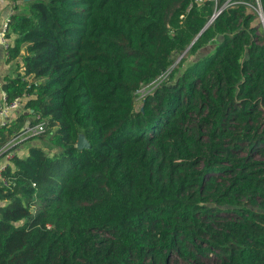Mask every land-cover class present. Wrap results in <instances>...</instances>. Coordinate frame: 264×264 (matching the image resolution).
<instances>
[{
    "label": "trees",
    "instance_id": "1",
    "mask_svg": "<svg viewBox=\"0 0 264 264\" xmlns=\"http://www.w3.org/2000/svg\"><path fill=\"white\" fill-rule=\"evenodd\" d=\"M223 1L27 0L9 16L21 73L2 88L24 111L0 148L43 131L0 171V264H264V34L256 0Z\"/></svg>",
    "mask_w": 264,
    "mask_h": 264
},
{
    "label": "crops",
    "instance_id": "2",
    "mask_svg": "<svg viewBox=\"0 0 264 264\" xmlns=\"http://www.w3.org/2000/svg\"><path fill=\"white\" fill-rule=\"evenodd\" d=\"M27 0H0V26L5 17H9L13 13L17 12H26L25 9V2ZM8 34V41L7 43H12V40L14 38V34L9 33V28L6 32ZM23 47V46H22ZM22 49V48H21ZM7 51L3 45L0 44V80H3L5 77H12L15 73H21V69H17L16 62H19V59L15 60H9L7 57ZM2 102V98L0 96V104ZM24 109L22 107V103H20L19 107L17 109L9 110L5 114L0 115V127H2L3 124L7 125L13 121V119L19 115L20 113H23ZM26 124V121L24 122V125ZM35 140H25L18 146L17 153L20 156H24L26 154V147L29 144H33ZM37 141V140H36ZM15 149V148H14ZM24 149V152L22 151ZM1 162V159H0ZM9 163V162H8Z\"/></svg>",
    "mask_w": 264,
    "mask_h": 264
},
{
    "label": "built area",
    "instance_id": "3",
    "mask_svg": "<svg viewBox=\"0 0 264 264\" xmlns=\"http://www.w3.org/2000/svg\"><path fill=\"white\" fill-rule=\"evenodd\" d=\"M195 2H200L202 0H194ZM256 6L259 8L258 1L256 0ZM260 10L258 11V17L261 22L263 21L262 15H259ZM9 17H5L0 26V44L3 45L7 51V39L5 38L6 32L8 30ZM0 96L2 102L0 104V115L5 114L9 110L17 109L21 103V99L18 96L13 97L10 100L6 99V93L2 88V80H0ZM43 131L42 123L38 122L33 125H25L21 128V132L9 139L1 148H0V171L8 164L11 157L15 155L14 146L18 141L27 138L28 136H35ZM1 179V178H0Z\"/></svg>",
    "mask_w": 264,
    "mask_h": 264
},
{
    "label": "rangeland",
    "instance_id": "4",
    "mask_svg": "<svg viewBox=\"0 0 264 264\" xmlns=\"http://www.w3.org/2000/svg\"><path fill=\"white\" fill-rule=\"evenodd\" d=\"M231 1H233V0H224L223 3L221 4V7L230 4ZM252 7H253V8H252ZM259 10H260V9H259L257 6H255V5H254V6H248V7H247V11H248V12H253V13H256V14H257V16L255 17V19L253 20L252 23L255 24V25H259L260 28H261L262 33L264 34V26H263V23H264V22H261V21H260V18L258 17V11H259ZM214 11H215V10H214ZM258 22H259V23H258ZM211 48H212L211 45L208 44V45L204 46L203 48L199 49L198 51H196L193 55H191V57H188V58H189V59H194V58H196V57H198V56L204 54L206 51H209ZM185 55H186V54H185V51H184V52H175V53H173V55H172V65H171V66H174V65H176L177 63H179V62H180V58L183 57V56H185ZM169 68H171V67H169ZM148 90H149L148 85H144V86H141V87L135 92V95H134V102H133V110H134V111H136V110L141 106V102H142L143 96H144V94H145ZM22 100H24V99L22 98ZM22 100H21V102H22ZM27 121H28V118H27ZM15 135H17V134H15ZM15 135H14V136H15ZM30 137H31V136H28L27 138H24V139L18 141L15 145H13L14 148L17 146L16 149H15V150L17 151V153L19 152V154H21V152L18 151V146H19V144L22 143V142L25 141V140H26V141H27V140H31ZM32 143H36V142H32ZM37 144H39V145L43 146L44 148L48 149V145H49V143H48V142H45V140H44L43 143H37ZM16 151H15V152H16ZM22 151L24 152V149H22Z\"/></svg>",
    "mask_w": 264,
    "mask_h": 264
},
{
    "label": "water",
    "instance_id": "5",
    "mask_svg": "<svg viewBox=\"0 0 264 264\" xmlns=\"http://www.w3.org/2000/svg\"><path fill=\"white\" fill-rule=\"evenodd\" d=\"M219 13V10L216 11L215 13H213L210 18L208 19V21L204 24L203 28H205L209 23L210 21ZM259 15H261V13L259 12ZM262 17V16H261ZM263 26H264V23H263ZM203 28L201 30H203ZM88 144L86 142V140L84 139V137L82 135H78L77 136V139H76V142H75V147L77 149H83V148H87Z\"/></svg>",
    "mask_w": 264,
    "mask_h": 264
}]
</instances>
